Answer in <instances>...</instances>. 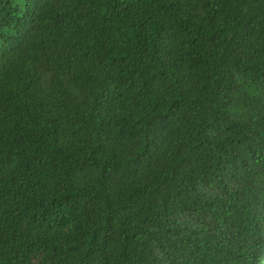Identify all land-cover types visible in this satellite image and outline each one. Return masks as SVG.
<instances>
[{
  "label": "trees",
  "instance_id": "trees-1",
  "mask_svg": "<svg viewBox=\"0 0 264 264\" xmlns=\"http://www.w3.org/2000/svg\"><path fill=\"white\" fill-rule=\"evenodd\" d=\"M264 0H0V264H264Z\"/></svg>",
  "mask_w": 264,
  "mask_h": 264
},
{
  "label": "rangeland",
  "instance_id": "rangeland-1",
  "mask_svg": "<svg viewBox=\"0 0 264 264\" xmlns=\"http://www.w3.org/2000/svg\"><path fill=\"white\" fill-rule=\"evenodd\" d=\"M259 15H260V19L264 21V11H262Z\"/></svg>",
  "mask_w": 264,
  "mask_h": 264
}]
</instances>
